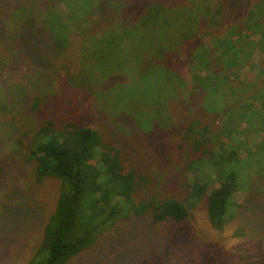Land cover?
I'll use <instances>...</instances> for the list:
<instances>
[{
  "label": "rangeland",
  "instance_id": "374dc122",
  "mask_svg": "<svg viewBox=\"0 0 264 264\" xmlns=\"http://www.w3.org/2000/svg\"><path fill=\"white\" fill-rule=\"evenodd\" d=\"M221 1L0 0V264H26L38 254L58 202L61 180L38 181L28 159L44 120L97 128L120 147L126 167L145 177L137 201H184L188 183L207 182L208 193L219 184L188 164L214 147L216 115L245 101L258 80L239 68L191 100L190 56L200 41L212 51L211 38L234 30L226 21L245 0L215 12ZM243 137L241 155L263 164L261 174L242 168V176L255 172L254 182L236 193L225 229L212 227L204 199L182 222L152 223L150 212L121 219L66 264H264V150L256 151L252 134Z\"/></svg>",
  "mask_w": 264,
  "mask_h": 264
},
{
  "label": "trees",
  "instance_id": "16d2710c",
  "mask_svg": "<svg viewBox=\"0 0 264 264\" xmlns=\"http://www.w3.org/2000/svg\"><path fill=\"white\" fill-rule=\"evenodd\" d=\"M227 2L222 0L219 6L215 5V12H227ZM154 9L150 15L156 14ZM231 11L233 15L228 16L226 25L234 29L233 33L211 38L212 51L203 40L200 41L188 60L187 68L192 70L189 94L193 101H197L199 94L208 91L213 83L220 85L229 76H237L239 68L249 67L257 75V84L245 101H234L222 114L216 115L213 138H219L217 141L209 139L214 142V147L204 149L206 155L188 164V168L194 165L203 170L210 181L213 177L219 184L208 193L207 182L197 180L193 184L188 183L184 201L176 198L162 200L157 196L137 201L134 194L145 177L136 169L126 167L120 147L105 140L97 128L80 125L73 120H44L30 142L28 159L35 161L34 173L38 181L56 177L61 180V191L56 208L44 228L39 252L26 264H66L93 246L121 219L141 217L150 212L152 223L168 218L182 222L190 216L191 207L204 199H207L212 227L223 230L231 223L236 193L252 188L254 181L251 176L260 171L257 168L262 163L255 158L243 157L237 145L243 143V136L252 134L256 138V151L264 150V0L241 1ZM207 13L211 15V7ZM192 29L196 30L194 26ZM63 30H66L64 26ZM58 51L60 53L62 49ZM39 102L41 99L38 98ZM185 106L189 108L190 103L186 101ZM195 143L200 144L199 141ZM244 166L251 170L255 168V172L242 176L240 172H244ZM209 169L213 171L210 173ZM1 171L0 165V174ZM238 205L240 207L243 203ZM241 228H237V236L244 235ZM39 254L46 256L38 259Z\"/></svg>",
  "mask_w": 264,
  "mask_h": 264
}]
</instances>
